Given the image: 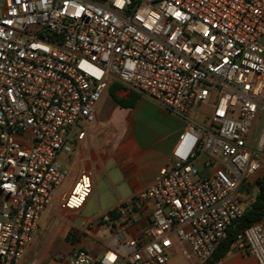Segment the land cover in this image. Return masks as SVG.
<instances>
[{
    "label": "built area",
    "instance_id": "built-area-1",
    "mask_svg": "<svg viewBox=\"0 0 264 264\" xmlns=\"http://www.w3.org/2000/svg\"><path fill=\"white\" fill-rule=\"evenodd\" d=\"M109 82L185 128L169 165L115 209L148 201L143 236L99 258L71 247L59 264H167L175 247L223 264L213 254L243 216L239 189L264 178V0H0V264L20 260L55 201L73 213L91 195L93 172L82 170L56 199L67 174L56 160L95 123ZM101 222L113 226L84 219L69 241ZM233 245L264 264V208Z\"/></svg>",
    "mask_w": 264,
    "mask_h": 264
},
{
    "label": "crops",
    "instance_id": "crops-1",
    "mask_svg": "<svg viewBox=\"0 0 264 264\" xmlns=\"http://www.w3.org/2000/svg\"><path fill=\"white\" fill-rule=\"evenodd\" d=\"M93 115L95 123L87 124L83 140L78 142L70 155L59 157L63 160V164H60L62 167L74 169L72 185L82 170H90L93 172V189L97 185L96 174L99 173L108 193L113 195L111 205L104 209L100 207L97 215L87 218L95 219L98 216L108 215L113 223L111 229L106 224V233H103L101 242L97 239L93 240L94 243L96 241L99 243V249L92 253L90 250L94 244L78 247L99 258L106 250L120 248L121 237L131 240L143 236L152 220V206L148 201H135L130 211H125L123 216L115 209L121 202L129 200L151 185L159 169L169 165L171 150L178 135L185 128V123L147 98L116 82H109L102 92L100 99L93 106ZM260 176H264V166ZM71 188L72 186H69L56 199L67 194ZM242 188L243 186L239 191ZM254 190L256 192V188ZM80 211L73 213L62 211L55 201L52 208L40 215L33 240L26 246L16 264H41L44 219L52 213L59 214L61 219L72 217L73 227ZM111 211L113 218L110 215ZM99 232V225L80 232L76 239L72 240L74 242L68 250L71 247L77 248L75 247L77 242H81L85 235L89 234L94 238ZM68 250L66 248L62 252L66 253ZM221 260L223 264H257L250 255L239 250L235 245L231 246ZM167 264L196 263L194 260H187L181 250L175 247L169 254Z\"/></svg>",
    "mask_w": 264,
    "mask_h": 264
},
{
    "label": "rangeland",
    "instance_id": "rangeland-1",
    "mask_svg": "<svg viewBox=\"0 0 264 264\" xmlns=\"http://www.w3.org/2000/svg\"><path fill=\"white\" fill-rule=\"evenodd\" d=\"M198 115L194 112L191 115V119L197 120ZM256 124V119L251 124L250 134L252 135L254 127ZM77 127H74L71 134L70 139L74 138L75 134L77 133ZM59 164L62 163V159L60 157L56 160ZM64 168L66 166H63ZM68 167V166H67ZM66 169V176L61 182L60 188L57 190L55 196L57 197L61 192L68 189L69 186H72L73 182V171L74 169L69 167ZM196 180V178H193ZM96 182L97 185L93 189L91 195L87 199L84 207L81 211L77 214V218L74 221L73 226L79 227L84 219L94 217L97 215L100 207L104 209L106 206L111 205L113 195L108 193L107 188L104 186L102 176L97 173L96 174ZM254 186H243L242 190L239 191V194L242 197V207L245 210L249 207L250 203L253 200ZM248 189V191H246ZM72 217L63 218L57 213H52V215L48 216L46 219L42 221V262L41 264H59L62 256L66 254L69 250V246L72 245L74 241H69L68 236L72 229L71 222ZM100 232L92 238L89 234L85 235L81 242H77L75 247H85L87 244L93 245L91 246L90 250L92 253L99 249V243L103 240V233H106V224L100 223L99 224ZM126 234V233H125ZM98 240L95 243L93 240ZM67 248V252L63 253L62 251ZM95 249V250H94Z\"/></svg>",
    "mask_w": 264,
    "mask_h": 264
},
{
    "label": "trees",
    "instance_id": "trees-1",
    "mask_svg": "<svg viewBox=\"0 0 264 264\" xmlns=\"http://www.w3.org/2000/svg\"><path fill=\"white\" fill-rule=\"evenodd\" d=\"M256 192L249 207L243 212V216L234 222L227 231L226 239L223 240L213 254V260L223 258L230 250L231 246L236 242L237 235L244 228L258 221L264 208V178L255 180ZM113 218V211L110 212ZM76 239V238H75ZM207 264H211L210 262Z\"/></svg>",
    "mask_w": 264,
    "mask_h": 264
}]
</instances>
